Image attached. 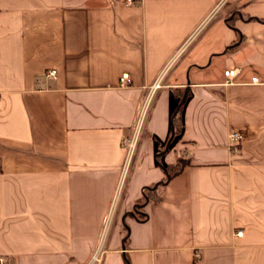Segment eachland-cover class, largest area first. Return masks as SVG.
I'll return each instance as SVG.
<instances>
[{
    "label": "crops",
    "instance_id": "crops-1",
    "mask_svg": "<svg viewBox=\"0 0 264 264\" xmlns=\"http://www.w3.org/2000/svg\"><path fill=\"white\" fill-rule=\"evenodd\" d=\"M99 246L100 264H264V0H0V255Z\"/></svg>",
    "mask_w": 264,
    "mask_h": 264
},
{
    "label": "built area",
    "instance_id": "built-area-1",
    "mask_svg": "<svg viewBox=\"0 0 264 264\" xmlns=\"http://www.w3.org/2000/svg\"><path fill=\"white\" fill-rule=\"evenodd\" d=\"M120 3L124 6H132L136 3L139 2V0H119ZM238 73V69H230V70H226L224 71V76L226 77V84H229L232 82V79L237 75ZM48 75L50 76H55V70H49ZM252 83H260L257 77H253L252 78ZM131 84V78L129 77L128 74H122V76L119 78V85L121 87H126L129 86ZM162 85L160 83V79H158L157 81H155L149 88V92L148 95L146 97V99L143 102V105L140 109V112L137 116L135 125H134V129L131 133V135L123 137L122 138V145L125 148V161L119 176V181H118V186H117V191H116V195L119 194L120 190H121V186L122 183L124 181V177H125V173L128 167V164L131 161V158L133 156V153L137 147V143H138V139L142 130V126L145 120V116L148 110V107L150 105L151 102V98L154 94V92L160 88ZM243 142V136L241 134L240 131L234 130L229 132L228 137H227V147L229 150H236L238 149ZM108 225V220L107 223L105 225V230L106 227ZM241 231L237 232V235H240ZM104 236V234H103ZM104 250L101 248V246H99L96 251L93 253L91 260L88 264H100L102 261V257L104 254ZM0 264H12V262H10L5 256L0 255Z\"/></svg>",
    "mask_w": 264,
    "mask_h": 264
},
{
    "label": "trees",
    "instance_id": "trees-1",
    "mask_svg": "<svg viewBox=\"0 0 264 264\" xmlns=\"http://www.w3.org/2000/svg\"><path fill=\"white\" fill-rule=\"evenodd\" d=\"M183 165H184V161L180 160L175 166H172V167L165 166L164 170L166 172L167 178L168 177L170 178L178 174L181 171Z\"/></svg>",
    "mask_w": 264,
    "mask_h": 264
}]
</instances>
